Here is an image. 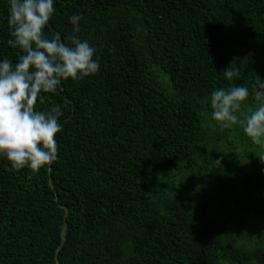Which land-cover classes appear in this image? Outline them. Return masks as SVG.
I'll return each instance as SVG.
<instances>
[{"label":"trees","instance_id":"16d2710c","mask_svg":"<svg viewBox=\"0 0 264 264\" xmlns=\"http://www.w3.org/2000/svg\"><path fill=\"white\" fill-rule=\"evenodd\" d=\"M54 7L46 36L88 41L100 67L37 104L63 113L56 162L14 171L0 156V264H264V233L231 221L236 208L264 222L244 170H264V146L240 124L222 128L210 105L217 89L264 82V0ZM9 9L0 0V61L16 63ZM231 64L240 75L229 81ZM255 106L250 95L237 115Z\"/></svg>","mask_w":264,"mask_h":264},{"label":"clouds","instance_id":"9594fccd","mask_svg":"<svg viewBox=\"0 0 264 264\" xmlns=\"http://www.w3.org/2000/svg\"><path fill=\"white\" fill-rule=\"evenodd\" d=\"M8 23L12 39L8 45L23 53L13 63L0 61V156L11 163V170L25 167L37 173L58 159L56 136L62 131L59 105L38 110L44 104L43 94L56 93L62 81H78L96 74L99 63L94 59L96 49L76 35L65 43L60 34L48 38L45 28L55 13L54 0H9ZM82 16L70 17L74 32H80ZM233 64V63H232ZM231 66L223 71L229 81L238 78L239 69ZM254 98L241 119L237 113L242 105ZM212 117L224 129L236 124L256 145L264 146V82L257 80L251 89L231 86L215 90L210 97ZM220 161L215 162L218 166Z\"/></svg>","mask_w":264,"mask_h":264},{"label":"rangeland","instance_id":"374dc122","mask_svg":"<svg viewBox=\"0 0 264 264\" xmlns=\"http://www.w3.org/2000/svg\"><path fill=\"white\" fill-rule=\"evenodd\" d=\"M245 172L250 176L252 181L255 183L256 187L254 189V195L260 200H264V170H259L257 164L246 163L244 166ZM213 196V193L210 192ZM213 207L218 209L226 208L227 202L223 199H218L213 197L212 199ZM231 215V221L241 222L243 232H251L254 237L262 235L264 233V222L256 217L250 210H239L235 208ZM226 264H239L235 262H228Z\"/></svg>","mask_w":264,"mask_h":264}]
</instances>
